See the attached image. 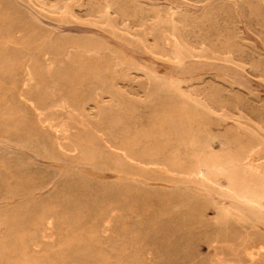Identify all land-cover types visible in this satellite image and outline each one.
Returning <instances> with one entry per match:
<instances>
[{"label":"rangeland","instance_id":"obj_1","mask_svg":"<svg viewBox=\"0 0 264 264\" xmlns=\"http://www.w3.org/2000/svg\"><path fill=\"white\" fill-rule=\"evenodd\" d=\"M0 31V264H264V0H0Z\"/></svg>","mask_w":264,"mask_h":264},{"label":"bare ground","instance_id":"obj_2","mask_svg":"<svg viewBox=\"0 0 264 264\" xmlns=\"http://www.w3.org/2000/svg\"><path fill=\"white\" fill-rule=\"evenodd\" d=\"M5 1H6V0H5ZM111 1H112V0H111ZM10 2H11V1H10ZM68 5H70V4H66L67 7H68ZM112 5H113V4H112ZM127 5L130 6V4H127ZM230 5H231V4H230ZM230 5H229V6H230ZM60 6H61V5H60ZM129 6H128V7H129ZM7 7H8V6H7ZM37 7H38V6H37ZM103 7H104V6H103ZM123 7H125V3H124V6H123ZM131 7H132V6H131ZM8 8H9V7H8ZM121 8H122V7H121ZM57 9H58V8H57ZM130 9H133V8H130ZM8 11H9V10H8ZM68 11H70V10H68ZM46 12H47V11H46ZM67 13H69V12H67ZM126 13H127V12H126ZM134 13H135V12H134ZM63 14H64V13H63ZM128 14H129V13H128ZM64 15H66V14H64ZM126 15H127V14H126ZM130 15H131V13H130ZM5 16H6V15H4V17H2V18H4V20H6V19H5ZM7 16H8V15H7ZM136 16H137V15H136ZM13 17H14V16H13ZM64 17H65V16H64ZM68 17H70V16L68 15ZM71 17H72V16H71ZM61 18H62V17H61ZM221 18H222V17H221ZM31 19H32V18H31ZM71 19H72V18H71ZM217 19H218V18H217ZM11 20H12V19H11ZM140 20H141V19H140ZM5 22H6V21H5ZM30 22H31V21H30ZM81 23H82V22H81ZM7 25H8V24H7ZM184 25H185V24H184ZM8 26H9V25H8ZM8 26H7V28H8ZM24 26H25V25H24ZM104 26H105V25H104ZM1 27H2V26H1ZM4 27H5V26H4ZM29 27H30V26H29ZM218 27H219V26H218ZM5 28H6V27H5ZM13 30H14V29H13ZM0 32H1V31H0ZM9 33H10V31H9ZM19 33H20V32H19ZM37 33H38V32H37ZM5 35H6V34H5ZM8 35H9V34H8ZM38 35H39V34H38ZM2 36H3V35H2ZM6 36H7V35H6ZM21 36H22V35H21ZM4 37H5V36H4ZM8 37H9V36H8ZM17 37H19V36H17ZM84 37H85V36H84ZM183 37H184V36H183ZM21 38H22V37H21ZM21 38H20V39H21ZM71 38H72V37H71ZM81 38H82V37H81ZM81 38H79V39L81 40ZM173 38H174V37H173ZM7 39H8V41H9V38H7ZM33 39H34V38H33ZM175 39H176V38H175ZM23 41H24V40H23ZM41 41H42V40H41ZM19 42H20V41H19ZM71 42H72V41H71ZM98 42H99V41H98ZM232 42H233V41H232ZM0 43H1V42H0ZM95 43H96V42H95ZM38 44H39V43H38ZM59 44H60V43H59ZM3 45H4V44H3ZM7 45H9V43H8ZM30 45H31V44H30ZM36 45H37V44H36ZM40 45H41V44H40ZM50 45H51V44H50ZM4 46H6V45H4ZM43 46H44V45H43ZM13 47H15V46L13 45ZM75 48H76V47H75ZM23 49H25V48H23ZM56 49H57V48H56ZM58 49H59V48H58ZM8 52H9V50H8ZM20 52H22V51H20ZM59 52H60V51H59ZM43 53H44V52H43ZM43 53H42V54H43ZM44 54H46V53H44ZM124 54H125V53H124ZM18 55H19V54H18ZM3 56H5V55H3ZM6 56H7V55H6ZM19 56H20V55H19ZM46 57H47V56H46ZM47 58H48V57H47ZM55 58H56V57H55ZM60 58H61V57H60ZM67 58H69V57H67ZM88 58H89V57H88ZM90 58H91V57H90ZM125 58H126V57H125ZM19 59H20V58H19ZM26 59H27V58H26ZM57 59H58V58H57ZM71 59H72V58H71ZM0 60H1V59H0ZM11 60H12V59H11ZM11 60H10V61H11ZM83 60H84V59H83ZM10 61L8 60V62H10ZM14 61H15V60H14ZM12 62H13V61H12ZM12 62H11V63H12ZM22 62H23V61H22ZM84 62H85V61H84ZM93 62H94V61H93ZM8 64H9V63H8ZM19 64H20V62H19ZM86 64H87V63H86ZM10 65H11V64H10ZM15 65H16V64L14 63V66H15ZM20 65H21V64H20ZM26 65H27V64H26ZM52 65H53V64H52ZM72 65H73V64H72ZM76 65H77V64H76ZM92 65H93V64H92ZM92 65H91V66H92ZM96 66H97V65H96ZM6 67H7V66H6ZM40 67H41V66H40ZM49 67H50V66H49ZM87 67H88V66H87ZM94 67H95V66H94ZM98 67H99V66H98ZM91 68H92V67H91ZM2 69H3V68H2ZM4 69H5V67H4ZM38 69H39V68H38ZM49 69L51 70V68H49ZM96 69H97V67H96ZM96 69H95V70H96ZM99 69H100V68H99ZM7 71H8V70H7ZM12 71H13V70H12ZM25 71H26V70H25ZM41 71H42V70H41ZM5 72H6V71H5ZM92 72H93V71H92ZM99 72H100V71H99ZM6 73H7V72H6ZM10 73H11V72H10ZM61 73H62V72H61ZM3 74H4V72H3ZM7 74H9V73H7ZM7 74H5V75H7ZM28 74H30V73H28ZM97 74H98V72H97ZM63 75H64V73H63ZM98 75H99V74H98ZM1 76H2V75H1ZM2 77H3V76H2ZM2 77H1V79H2ZM25 77H26V79L31 78V77L27 78V76H25ZM88 77H89V76H88ZM93 77H95V76H93ZM61 78H62V77H61ZM1 79H0V82L2 83L3 80L1 81ZM24 79H25V78H24ZM4 80H6V79H4ZM161 80H162V79H161ZM164 81H165V80H164ZM172 82H173V81H172ZM60 83H61V82H60ZM83 83H84V82H83ZM89 83H90V82H89ZM94 83H95V82H94ZM96 83H97V81H96ZM165 83H166V82H165ZM165 83H164V84H165ZM91 84H92V83H91ZM172 84H173V83H172ZM5 85H6V84H5ZM23 85H24V84H23ZM86 86H87V84L85 85V87H86ZM107 86H108V85H107ZM5 87H6V86H5ZM78 87H80V86L78 85ZM110 87H111V86H110ZM121 87H122V86H121ZM172 87H173V86H172ZM21 88H22V87H21ZM100 88H101V87H100ZM179 88H180V87H179ZM23 89H24V88H23ZM25 89H27V87H26ZM121 89H122V88H121ZM78 90H79V89H78ZM83 90H84V89H83ZM113 90H114V89H113ZM122 90L124 91L125 88L123 87ZM170 90H171V89H170ZM173 90H175V89H173ZM173 90H172V91H173ZM1 91H2V90H1ZM1 91H0V92H1ZM10 91H11V90H10ZM73 91H74V90H73ZM73 91H72V92H73ZM95 91H96V90H95ZM125 91H126V90H125ZM83 92H84V91H83ZM83 92H82V93H83ZM98 92H99V91H98ZM98 92H97V94L100 93V92H99V93H98ZM177 92H178V91H177ZM87 93H88V92H87ZM126 93L129 94V91H126ZM172 93H173V92H172ZM175 93H176V92H175ZM1 94H2V93H1ZM74 94H75V93H74ZM178 94H179V93H178ZM184 94H185V93H184ZM192 94H193V93H192ZM20 95H21V94H20ZM87 95H88V94H87ZM116 95H117V93H116ZM179 95H180V94H179ZM1 96H4V94H2ZM43 96H44V95H43ZM88 96H90V95H88ZM119 96H120V95H119ZM119 96H118V97H119ZM156 96H158V95H156ZM173 96H174V95H173ZM177 96H178V95H177ZM174 97H175V96H174ZM2 98H3V97H2ZM6 98H7V96L5 95V99H6ZM82 98H83V97H82ZM87 98H88V97H87ZM97 98L100 99L99 97H97ZM157 98H158V97H156V99H157ZM12 99H13V98H12ZM21 99H22V96H21ZM79 99H80V98H79ZM2 100H3V99H2ZM14 100H15V99H14ZM103 100H104V99H103ZM105 100H106V99H105ZM105 100H104V101H105ZM123 100H124V98H123ZM8 101H9V100H8ZM22 101H23V99H22ZM22 101H21V102H22ZM45 101H46V100H45ZM82 101H83V100H82ZM4 102H5V100H4ZM4 102H3V101H2V102L0 101V103H4ZM21 102H20V103H21ZM125 102H126V101H125ZM153 102H154V101H153ZM66 103H67V102H66ZM74 103H75V102H74ZM97 103H98V102H97ZM111 103H112V102H111ZM172 103H173V102H172ZM30 104H31V103H29V105H30ZM32 104H33V103H32ZM49 104H50V103H49ZM94 104H95V103H94ZM166 104H168V103H166ZM26 105H27V103H26ZM63 105H64V107H65V103H64ZM85 105H86V104H85ZM97 105H98V104H97ZM168 105L170 106V103H169ZM211 105H212V104H211ZM2 106H3V105H2ZM24 106H25V105H24ZM30 106H31V105H30ZM67 106H68V105H67ZM71 106H72V105H71ZM78 106H79V105H78ZM171 106H172V105H171ZM3 107H4V106H3ZM10 107H11V106H10ZM31 107H32V106H31ZM199 107H200V106H199ZM75 108H77V107L75 106ZM96 108H97V107H96ZM200 108H201V107H200ZM42 109H43V108H42ZM64 109H65V108H64ZM125 109H126V108H125ZM171 109H172V108H171ZM203 109H204V108H203ZM32 110H33V109H32ZM34 110H35V109H34ZM3 111H4V110H3ZM9 111H10V110H9ZM35 111H36V110H35ZM86 111H88V109H87ZM92 111H93V110H92ZM120 111H121V110H120ZM165 111H166V110H165ZM165 111H164V112H165ZM176 111H177V109H176ZM181 111H182V110H181ZM14 112H15V110H14ZM16 112H17V111H16ZM20 112H21V110H20ZM22 112H23V111H22ZM88 112H91V108H90V111H88ZM88 112H86V113H88ZM174 112H175V111H174ZM179 112H180V111H179ZM24 113H26V112L24 111ZM27 113H30V112H27ZM60 113H61V112H60ZM62 113H63V112H62ZM84 113H85V112H84ZM176 113H177V112H176ZM180 113H182V112H180ZM184 113H185V112H184ZM188 113H189V112H188ZM1 114H2V113H1ZM34 114H35V113H34ZM39 114H41V113L39 112ZM39 114H38V115H39ZM92 114H93V113H92ZM168 114H169V112H168ZM190 114H191V113H190ZM38 115L35 114V116H37V117H38ZM88 115H89V114H88ZM113 115H114V114H113ZM120 115H122V114H120ZM163 115H165V114H162V116H163ZM170 115H171V114H170ZM178 115H179V114H178ZM178 115H177V116H178ZM191 115H192V114H191ZM8 116H10V114H8ZM123 116H124V115H123ZM177 116H176V118H177ZM183 116H184V114H183ZM215 116H216V115H215ZM4 117H5V119H6V115H4ZM28 117H29V116H28ZM88 117H89V116H88ZM90 117H91V116H90ZM114 117H115V116H114ZM163 117H164V116H163ZM172 117H173V116H172ZM20 118H21V117H20ZM40 118H41V117H40ZM91 118H92V117H91ZM124 118H125V116H124ZM165 118H166V117H165ZM165 118H163L162 120H166ZM168 118H170V117L167 116V120H168ZM174 118H175V117H174ZM183 118H184V117H183ZM188 118H189V116H188ZM24 119H25V118H24ZM36 119H37V118H36ZM88 119H89V118H88ZM92 119H94V118H92ZM2 120H3V119H2ZM8 120H10V119H8ZM26 120L28 121L27 118H26ZM30 120H31V119H30ZM110 120H111V119H110ZM175 120H176V119H175ZM178 120H179V119H178ZM181 120H184V119H181ZM17 121H19V120H17ZM24 121H25V120H24ZM27 121H26V122H27ZM38 121H40V120L38 119ZM190 121H191V120H190ZM120 122H121V121H120ZM120 122H119V123H120ZM167 122H168V121H167ZM178 122H179V121H178ZM4 123H5V122H4ZM4 123H3V124H4ZM122 123H123V122H122ZM162 123H163V122H162ZM106 124H107V123H106ZM126 124H127V123H126ZM19 125H20V124H19ZM26 125H27V124H26ZM3 126H4V125H3ZM39 126H40V125H39ZM39 126H38V127H39ZM46 126H47V124H46ZM46 126H44V127H46ZM49 126H51V125H49ZM114 126H115V125H114ZM114 126H113V127H114ZM116 126H117V125H116ZM4 127H5V126H4ZM40 127H41V126H40ZM47 127H48V126H47ZM104 127H105V125H104ZM126 127H127V126H126ZM5 128H6V127H5ZM25 128L27 129L28 127H25ZM108 128H109V127H108ZM115 128H117V127H115ZM122 128H123V127H122ZM128 128L130 129L129 126H128ZM131 128L133 129V127H131ZM119 129H120V128H119ZM129 129H128V130H129ZM30 130H32V129L30 128ZM42 130H43V129H42ZM110 130H112V129H110ZM122 130H123V129H121L120 131H122ZM124 130H125V129H124ZM124 130H123V132H124ZM207 130H208V129H207ZM23 131H24V130H23ZM26 131H27V130H26ZM44 131L46 132V130H43V132H44ZM198 131H200V129H199ZM202 131H203V133H205L204 130H202ZM24 132H25V131H24ZM33 132H34V131H33ZM53 132H54V131H53ZM97 132H98V131H97ZM117 132H118V130H117ZM131 132H132V131H131ZM131 132L129 131V133H131ZM149 132H150V131H149ZM112 133H113V132H112ZM31 134H33V133H31ZM36 134H37V131H36ZM38 134H39V133H38ZM42 134H43V133H42ZM119 134H120V132H119ZM68 135H69V134H68ZM117 135H118V134H117ZM120 135H121V134H120ZM151 135H152V134H151ZM208 135H209V134H208ZM36 136H37V135H36ZM39 136H40V135H39ZM66 136H67V135H66ZM77 136H78V135H77ZM115 136H116V135H115ZM144 136L146 137V135H144ZM199 136H200V135H199ZM202 136H203V135H202ZM205 136H206V135H205ZM210 136H211V135H210ZM215 136H216V135H215ZM42 137H43V136H42ZM123 137H125V136H123ZM132 137H133V135H132ZM207 137H208V136H207ZM133 138H135V137H133ZM48 139H49V137H48ZM111 139H112V138H111ZM118 139H119V138H118ZM123 139H124V138H123ZM125 139H126V137H125ZM129 139H130V138H129ZM138 139H139V138H138ZM151 139H152V138H151ZM199 139H200V138H199ZM36 140H37V139H36ZM107 140H108V139H107ZM136 140H137V138H136ZM3 141H4V140H3ZM41 141H42V140H41ZM44 141H46V140H44ZM56 141H57V140H56ZM56 141H55V142H56ZM112 141H113V140H112ZM140 141H141V140H140ZM140 141H139V142H140ZM202 141H203V140H202ZM202 141H201V142H202ZM33 142H35V141H33ZM120 142H121V141H120ZM131 142H132V141H130V143H131ZM143 142H144V141H143ZM47 143H48V141H47ZM47 143H46V144H47ZM126 143H127V142H126ZM133 143H135V142H133ZM25 144L28 145V144H29V141H28V143H25ZM40 144H41V142H40ZM48 144H49V143H48ZM48 144H47V145H48ZM112 144H113V143H112ZM117 144H118V143H117ZM128 144H129V143H128ZM128 144H127V145H128ZM34 145H35V144H34ZM42 145H43V144H42ZM50 145H51V144H50ZM50 145H49V146H50ZM55 145H56V144H55ZM202 145H203V142H202ZM212 145H213V144H212ZM212 145H209V146H212ZM23 146H24V145H23ZM40 146H41V145H40ZM49 146H48V147H49ZM51 146H52V145H51ZM135 146H137V145H135ZM27 147H28V146H27ZM43 147H44V145H43ZM45 147H46V146H45ZM52 147H53V146H52ZM52 147H51V148H52ZM103 147H104V146H103ZM111 147H112V146H111ZM117 147H118V146H117ZM152 147H153V144H152ZM161 147H162V146H161ZM165 147H166V146H165ZM29 148H30V146H29ZM36 148H37V147H36ZM54 148H56V147H54ZM59 148H60V146H59ZM64 148H65V147H64ZM118 148H119V147H118ZM250 148H252V146H250ZM253 148H254V146H253ZM34 149H35V147H34ZM34 149H33V151H34ZM52 149H53V148H52ZM81 149H82V148H81ZM110 149H111V148H110ZM127 149H129V148H127ZM146 149H147V148H146ZM146 149H145V150H146ZM148 149H149V147H148ZM150 149H151V148H150ZM157 149H160V147H159V148L157 147ZM167 149H169V148H167ZM245 149H246V148H245ZM255 149H256V148H255ZM61 150H62V149H61ZM165 150H166V148H165ZM248 150H249V147H248ZM36 151H37V150H36ZM49 151H51V150H49ZM62 151H63V150H62ZM62 151H61V152H62ZM81 151H82V150H81ZM152 151H153V150H152ZM167 151H168V150H167ZM171 151H172V152L174 153V155H175V152H174L173 150H171ZM47 152H48V151H47ZM51 152H52V151H51ZM40 153H41V152H40ZM123 153H124V151H123ZM164 153H165V152H164ZM107 154H108V153H107ZM137 154H138V153H137ZM147 154H148V153H147ZM167 154H168V153H167ZM47 155H48V154H47ZM118 155H121V154L118 153ZM44 156H45V155H44ZM80 156H81V155H80ZM85 156H86V155H85ZM140 156H141V155H140ZM145 156H146V155H145ZM159 156H160V155H159ZM163 156H165V155H163ZM163 156H162V158H163ZM166 156H167V155H166ZM166 156H165V157H166ZM176 156H177V155H176ZM256 156H257V155H256ZM81 157H82V156H81ZM83 157H84V156H83ZM110 157H111V155H110ZM112 157H113V156H112ZM128 157H129V155H128ZM147 157H149V156L147 155ZM165 157H164V158H165ZM89 158H90V157H89ZM114 158H115V157H114ZM174 158H175V156H174ZM178 158H179V156H177V159H178ZM254 158H256V157H254ZM97 159H98V158H97ZM112 159H113V158H112ZM117 159H118V158H117ZM124 159H125V158H124ZM135 159H136V158H135ZM154 159H155V158H154ZM166 159H167V157H166ZM175 159H176V158H175ZM250 159H251V158H250ZM161 160H164V159H161ZM168 160H169V159H168ZM252 160H253V159H252ZM256 160H257V159H256ZM107 161H108V159H107ZM136 161H137V160H136ZM140 161H141V160H140ZM159 161H160V159H159ZM261 161H262V160H261ZM113 162H114V160H113ZM147 162H148V161H147ZM166 162H167V161H166ZM175 162H176V161H175ZM132 163H133V162H131V164H132ZM153 163H154V161H153ZM161 163H162V161H161ZM213 163H214V162H213ZM253 163H254V162H253ZM256 163H257V162H256ZM262 163H264V162H262ZM206 164H207V163H206ZM211 164H212V162H211ZM218 164H219V163H218ZM254 164H255V163H254ZM257 164H258V163H257ZM107 165H108V163H107ZM120 165H121V163H120ZM123 165H124V164H123ZM172 165H173V164H172ZM175 165H177V164H175ZM255 165H256V164H255ZM258 165H259V164H258ZM258 165H256V166H258ZM108 166H109V165H108ZM151 166H152V165H151ZM163 166H164V163H163ZM177 166H179V165H177ZM177 166H176V167H177ZM208 166H209V165H208ZM212 166H213V165H212ZM234 166H235V165H234ZM256 166H255V168H256V171H257L258 168H257ZM104 167H105V166H104ZM106 167H107V166H106ZM138 167H140V165H139ZM202 167H203V166H201V168H202ZM209 167H210V166H209ZM251 167H252V166H251ZM258 167H259V166H258ZM107 168H108V167H107ZM117 168H118V167H117ZM141 168H142V167H141ZM144 168H145V167H144ZM154 168H155V167H154ZM211 168H212V167H211ZM252 168H253V167H252ZM260 168H261V167H260ZM114 169H115V167H114ZM130 169H131V168H130ZM209 169H210V168H209ZM219 169H220V167H219ZM226 169H228V168H226ZM263 169H264V168H263ZM121 170H122V169H121ZM121 170H120V171H121ZM124 170H126V169H124ZM127 170H128V169H127ZM134 170H135V169H134ZM137 170H138V169H137ZM145 170H146V169H145ZM153 170H154V169H153ZM157 170H158V169H157ZM167 170H168V169H167ZM180 170H182V169H180ZM224 170H225V169H224ZM229 170H230V169H229ZM109 171H110V170H109ZM111 171H112V169H111ZM117 171H118V170H117ZM139 171H140V170H139ZM146 171H147V170H146ZM159 171H161V169H160ZM163 171H165V170H163ZM194 171H195V170H193V173H194ZM196 171H197V170H196ZM230 171H232V170H230ZM122 172H123V171H122ZM227 172H229V171H227ZM258 172H259V171H258ZM92 173H93V171H92ZM125 173H126V171H125ZM138 173H141V172H138ZM161 173H162V172H161ZM232 173H233V172H232ZM43 174H44V173H43ZM43 174H42V175H43ZM128 174H129V173H128ZM130 174H131V173H130ZM133 174H134V173H133ZM141 174H142V173H141ZM172 174H173V173H172ZM178 174H179V173H178ZM188 174H189V173H188ZM191 174H192V173H191ZM196 174H197V173H196ZM208 174H209V173H208ZM224 174H225V173H224ZM229 174H231V173H229ZM179 175H180V174H179ZM231 175H233V174H231ZM235 175H236V174H235ZM235 175H234V176H235ZM239 175H240V174H239ZM239 175H237V176L240 177L241 175H240V176H239ZM40 176H41V175H40ZM171 176H172V175H171ZM201 176H202V175H201ZM211 176H212V175H211ZM221 176H222V175H221ZM234 176H232V178H234ZM237 176H236V177H237ZM250 176H251V175H250ZM84 177H85V176H84ZM87 177H88V176H87ZM89 177H90V176H89ZM173 177H174V176H173ZM203 177H204V176H203ZM207 177H208V176H207ZM215 177H216V175H215ZM219 177H220V176H219ZM238 177H237V178H238ZM245 177H246V176H245ZM42 178H43V177H42ZM79 178H80V177H79ZM81 178H82V177H81ZM225 178H226V177H225ZM237 178H236V180H237ZM242 178H243V177H242ZM75 179H76V178H75ZM77 179H78V177H77ZM205 179H206V176H205ZM210 179H211V178H210ZM221 179H222V178H221ZM227 179H228V178H227ZM245 179H247V178H245ZM259 179H260V177H259ZM82 180L84 181V179H82ZM82 180H81V181H82ZM96 180H98V179H96ZM214 180H217V179H214ZM229 180H230V178H229ZM234 180H235V179H234ZM234 180H233V181H234ZM253 180H255L254 182L256 183L257 180H256V179H253ZM72 181H73V180H72ZM74 181H75V180H74ZM76 181H78V180H76ZM98 181H99V180H98ZM238 181H239V180H238ZM246 181H249V180H246ZM47 182H48V181H47ZM47 182H46V184H47ZM86 182H87V181H86ZM99 182H100V181H99ZM220 182H221V180H220ZM223 182H224V181H223ZM223 182H221V183H223ZM260 182H261V181H260ZM260 182H259V184H260ZM49 183H50V182H49ZM74 183H75V182H74ZM96 183H97V182H96ZM104 183H105V182H104ZM225 183H226V181H225ZM225 183H224V186H225ZM230 183H232V182H230ZM235 183H236V182L234 181V184H235ZM242 183H243V182H242ZM248 183H249V182H248ZM252 183H253V182H252ZM72 184H73V183H72ZM236 184H237V183H236ZM238 184H239V183H238ZM238 184H237V185H238ZM243 184H244V183H243ZM250 184H251V183H250ZM80 185H81V184H80ZM83 185H84V184H83ZM85 185L87 186V184H85ZM96 185H98V184H96ZM100 185H101V183H100ZM100 185H99V186H100ZM245 185H247V187H248L249 184H245ZM245 185H244V186H245ZM263 185H264V184H263ZM81 186H82V185H81ZM99 186H98V187H99ZM115 186H116V185H115ZM118 186H119V185H118ZM230 186H231V184H230ZM240 186H241V185H239L238 187H240ZM244 186H243L242 188H244ZM232 187H234V189H235V187H237V186L235 185V186H232ZM238 187H237V188H238ZM245 187H246V186H245ZM250 187H252V185H251ZM256 187H257V186H256ZM80 188H81V187H80ZM91 188H92V187H91ZM94 188H95V187H94ZM118 188H119V187H118ZM230 188H231V187H230ZM242 188L240 187V189H242ZM260 188H261V187H260ZM84 189H85V188H84ZM111 189H112V188H111ZM114 189H115V188H114ZM114 189H112V190L114 191ZM232 189H233V188H232ZM86 190H87V188H86ZM116 190H117V188H116ZM238 190H239V189H238ZM247 190H248V189H247ZM88 191H90V189H88ZM92 191H94V190H92ZM110 191H111V190H110ZM110 191H109V192H110ZM121 191H122V190H121ZM245 191H246V189H245ZM248 191H249V190H248ZM255 191H258V190H255ZM260 191H261V190H260ZM262 191H263V190H262ZM111 192H112V191H111ZM239 192H240V191H239ZM263 192H264V191H263ZM249 193H251V192H249ZM256 193H257V192H256ZM258 193H259V192H258ZM107 194H108V192H107ZM259 194H261V193H259ZM112 195H113V194H112ZM119 195H121V194L119 193ZM243 195H244V194H243ZM246 195H247V194H246ZM256 195H257V198H258V194H256ZM107 196H108V195H107ZM116 196H117V195H116ZM179 196H180V195H179ZM181 196L183 197V195H181ZM260 196H261V195H260ZM260 196H259V197H260ZM123 197H124V196H123ZM163 197H164V196H163ZM261 197H262V196H261ZM116 198H117V197H116ZM118 198H119V196H118ZM118 198H117V199H118ZM125 198H126V196H125ZM172 198H174V197H172ZM176 198H177V197H176ZM262 198H263V197H262ZM104 199H105V197H104ZM121 199H122V198H121ZM169 199H171V198H169ZM179 199H180V198H179ZM179 199H178V201H179ZM251 199H252V198H251ZM255 199H256V198H255ZM106 200H107V198H106ZM106 200H105V201H106ZM122 200H123V199H122ZM183 200H184V198H183ZM183 200H182V201H183ZM252 200H253V199H252ZM258 200H259V199H258ZM105 201H104V202H105ZM115 201H116V200H115ZM164 201H165V200H164ZM170 201H171V200H170ZM238 201H239V200H238ZM256 201H257V200H255V203H256ZM260 201H261V198H260ZM262 201H263V200H262ZM102 202H103V200H102ZM109 202H112V200L109 201ZM122 202H123V201H122ZM166 203H167V202H166ZM173 203H174V202H173ZM173 203L171 202V204H173ZM175 203H176V202H175ZM259 203H260V202H259ZM261 203H262V202H261ZM261 203H260V204H261ZM101 204H102V203H101ZM106 204H107V201H106ZM111 204H112V203H111ZM113 204H115V203L113 202ZM117 204H118V203H117ZM119 204H121V202H120ZM119 204H118L116 207H118ZM108 205H109V203H108ZM263 205H264V204H263ZM263 205H262V206H263ZM103 206H104V204H103ZM109 206H110V205H109ZM109 206H108V207H109ZM114 206H115V205H114ZM201 206H202V205H201ZM259 206H260V205H259ZM259 206H258V207H259ZM49 207L52 208L51 206H48V208H49ZM100 207H101V206H100ZM100 207H99V208H100ZM105 207H107V206H105ZM204 207H207V206L204 205ZM204 207H203V208H204ZM111 208H113V207H111ZM111 208L109 207V209H111ZM198 208H199V207H198ZM196 209H197V208H196ZM205 209H206V208H205ZM208 209H209V208H208ZM42 210H44V208H43ZM50 210H51V209H50ZM103 210H104V209H103ZM107 210H108V209H107ZM111 210H112V209H111ZM202 210H204V209H202ZM206 210H207V209H206ZM54 211H57L56 207H55V210H53V212H54ZM112 211H113V210H112ZM112 211H111V212H112ZM197 211H198V210H197ZM197 211H196V212H197ZM50 212H51V211H50ZM101 212H102V211H101ZM106 212H107V211H104V213H106ZM115 212H117V211H114V214H115ZM201 212H202V211H201ZM209 212H210V211H209ZM213 212H215V211H213ZM42 213H43V212H42ZM205 213H206V211L204 212V214H205ZM38 214L40 215V213H38ZM47 214H49V213H46V215H47ZM107 214H111V213L108 212ZM114 214H113V215H114ZM116 214H117V213H116ZM207 214H208V213H207ZM46 215H45V216H46ZM50 215H52V214H50ZM103 215H104V214H103ZM199 215H200V214H198V216H199ZM212 215H214V214L212 213ZM219 215H220V214H219ZM219 215H218V217H220ZM104 216H105V215H104ZM107 216H108V215H107ZM200 216H201V215H200ZM204 216H205V215H204ZM215 216H217V215H215ZM38 217H39V216H38ZM96 217H97V215H96ZM96 217H95V218H96ZM98 217H99V216H98ZM201 217H202V216H201ZM201 217H200V218H201ZM206 217H207V216H206ZM210 217H211V216H210ZM47 218H48V217H47ZM52 218H53V217H52ZM103 218H105V217H103ZM106 218H107V217H106ZM204 218H205V217H204ZM42 220L44 221V219H42ZM46 220H47V219H46ZM46 220H45V221H46ZM53 220H54V219H53ZM160 221H161V220H160ZM40 222H41V221H40ZM97 222H98V220H97ZM105 222H106V221H105ZM41 223H42V222H41ZM87 223H88V222H87ZM93 223H94V221H92V225H93ZM95 223H96V221H95ZM100 223H101V222H100ZM100 223H99V224H100ZM36 224H37V223H36ZM42 224H43V223H42ZM52 224H53V221H52V219L49 217V219H48V221H47V225H48V227H49V228L53 227ZM39 225H40V224H39ZM107 225H108V223H107ZM111 225H112V224H110V226H111ZM97 226H98V225H97ZM97 226H96V228H97ZM105 226H106V224H105ZM105 226H104V227H105ZM108 226H109V225H108ZM92 227H93V226H92ZM112 227H113V225H112ZM82 228H83V227H82ZM96 228H95V229H96ZM108 228H109V227H108ZM52 229H53V228H52ZM79 229H80V228H79ZM100 229H101V228H100ZM102 229H103V227H102ZM45 230H47V229H45ZM80 230H81V229H80ZM104 230H105V229H104ZM108 230H109V229H108ZM108 230H107V231H108ZM98 231H99V230H98ZM47 232L49 233V231H47ZM82 232H84V231L82 230ZM94 232H95V231H94ZM96 232H97V230H96ZM96 232H95V233H96ZM102 232H103V230H102ZM104 232H106V231H104ZM35 233H36V232H35ZM48 233H47V234H48ZM50 233H51V230H50ZM99 233H100V231H99ZM109 233H110V232H109ZM136 233H139V232H136ZM45 234H46V233H45ZM51 234H52V233H51ZM89 234H90V233H89ZM92 234H93V233H92ZM92 234H91V235H92ZM113 234H114V233H113ZM79 235H80V234H79ZM94 235H95V234H94ZM42 236H43V235H42ZM81 236H82V235H81ZM83 236H85V234H84ZM98 236H99V234H98ZM136 236H137V235H136ZM249 236H250V235H249ZM95 237H97V236H95ZM139 237H141V236H139ZM250 237H251V236H250ZM252 237H253V236H252ZM71 238H72V237H71ZM98 238H99V237H98ZM102 238L104 239V235H103ZM131 238H132V237H131ZM131 238H130V239H131ZM256 238H257V237H256ZM37 239H38V238H36V240H37ZM105 239H106V238H105ZM116 239H117V238H116ZM139 239H140V238H139ZM257 239H258V238H257ZM30 240L32 241L33 239H30ZM92 240H93V239H92ZM117 240H118V239H117ZM135 240H136V239H135ZM247 240H248V239H247ZM247 240H246V241H247ZM37 241H38V240H37ZM80 241H81V239H80ZM87 241H88V240H87ZM109 241H110V240H109ZM115 241H116V240H115ZM124 241H125V240H124ZM124 241H122V244H123ZM128 241H129V239H128ZM128 241H127V242H128ZM136 241H137V240H136ZM244 241H245V240H244ZM254 241H255V239H254ZM254 241H252L253 243L250 241V244L252 243L251 245L248 243L249 255L252 256L254 260L256 259L255 257H257L258 255H259V256H258L259 258H257L258 260L264 258V243H261L260 239L258 240V241H260V243H257V240H256V243H255ZM25 242H27V241H25ZM38 242H40V241H38ZM104 242H105V241H104ZM129 242H131V240H130ZM134 242H135V241H134ZM137 242H138V241H137ZM22 243H23V241H22ZM28 243H30V242L28 241ZM28 243H27V244H28ZM34 243H35V242H33V244H34ZM80 243H82V242H80ZM80 243H79V244H80ZM101 243H102V242H101ZM111 243H114V241L111 242ZM119 243H120V242H119ZM119 243H118V244H119ZM131 243H132V242H131ZM0 244H1V243H0ZM19 244H20V243H19ZM35 244H38V243H35ZM106 244H107V243H106ZM134 244H135V243H134ZM136 244H137V243H136ZM2 245H3V244H2ZM7 245H9V244H7ZM20 245H21V244H20ZM28 245H29V244H28ZM30 245H31V244H30ZM103 245H105V244H103ZM115 245H116V244H114V246H115ZM127 245H128V244H127ZM127 245H125V243H124L123 247H124V246L127 247ZM132 245H133V243H132ZM5 246H6V245H5ZM23 246H24V245H23ZM110 246H111V245H110ZM117 246H118V245H117ZM120 246H121V244H120ZM120 246H118V248H119ZM133 246H134V245H133ZM244 246H245V245H244ZM84 247H85V246H84ZM89 247H90V246H89ZM92 247H93V246H92ZM98 247H100V245H99ZM98 247H96V248H98ZM112 247H113V246H112ZM123 247H122V248H123ZM125 247H124V248H125ZM128 247H129V246H128ZM12 248H13V247H12ZM22 248H23V247H21V249H22ZM86 248H87V247H86ZM96 248H95V249H96ZM109 248H111V247H109ZM122 248L120 247V249H122ZM131 248H132V247H130V249H131ZM84 249H85V248H84ZM98 249H99V248H98ZM107 249H108V247H107ZM135 249H136V248H135ZM24 250H26V249H24ZM29 250H30V249H29ZM104 250H105V249H104ZM104 250L102 249V251H104ZM112 250H113V249H112ZM114 250H115V248H114ZM138 250H139V249H138ZM26 251H27V250H26ZM118 251H119V249H118ZM118 251L115 250V252H118ZM12 252H13V251H11V253H12ZM41 252H42V251H41ZM96 252H97V251H96ZM105 252H106V250H105ZM111 252H112V251H111ZM124 252H125V251H124ZM130 252H131V251H130ZM132 252H133V251H132ZM132 252H131V253H132ZM135 252H137V251H135ZM11 253H10V254H11ZM84 253H85V252H84ZM94 253H95V252H93V255H94ZM106 253H107V252H106ZM113 253H114V252H113ZM120 253H121V252H120ZM227 253H228V252H227ZM29 254H30V253H29ZM95 254H96V253H95ZM107 254H108V253H107ZM139 254H140V253H139ZM142 254H143V253H142ZM6 255H8V254H6ZM18 255H19V254H18ZM81 255H82V254H81ZM104 255H105V254H104ZM117 255H118V254H117ZM127 255H128V254H127ZM130 255H131V254H130ZM135 255H136V254H135ZM137 255H138V254H137ZM137 255H136V256H137ZM140 255H141V254H140ZM22 256H23V255H22ZM90 256H91V255H90ZM136 256L133 257L132 259H135V258L138 257V256H137V257H136ZM0 257H1V256H0ZM10 257H12V255H10ZM24 257H25V255H24ZM97 257H98V255H97ZM102 257H103V256H102ZM106 257H109V258H110L109 254H108V256H106ZM119 257H122L121 254H120ZM124 257H125V256H124ZM144 257H146V256H144ZM252 257H251V258H252ZM13 258H15V257H12L11 259H13ZM19 258L22 259L21 257H19ZM26 258H27V257H26ZM34 258H35V254H34ZM39 258H40V257H39ZM93 258H94V257H93ZM104 258H105V257H104ZM109 258H108V259H109ZM130 258H131V257H130ZM1 259H2V258H1ZM16 259H17V258H15V260H16ZM32 259H33V258H32ZM32 259H31V260H32ZM91 259H92V257H91ZM94 259H95V258H94ZM110 259L112 260L113 258H110ZM115 259H116V258H115ZM115 259H114V260H115ZM120 259H121V258H120ZM132 259H131V260H132ZM137 259H141L140 256H139V258H137ZM137 259H136V260H137ZM257 259H256V260H257ZM17 260H18V259H17ZM114 260H112V261H114ZM116 260H117V259H116ZM129 260H130V259H129ZM136 260H134V261H136ZM142 260H143V259H142ZM245 260H246V259H245ZM250 260H251V259H250ZM4 261H5V259H4ZM19 261H20V260H19ZM34 261H35V259H34ZM81 261H83V260H81ZM85 261H86V260H85ZM98 261H99V260H98ZM125 261H126V260H125V258H124V262H125ZM134 261H133V262H134ZM143 261H146V260H143ZM10 262H11V261H10ZM23 262H24V261H23ZM26 262H27V260H26ZM32 262H33V261H32ZM75 262H76V261H75ZM86 262H87V261H86ZM88 262H89V261H88ZM90 262H91V261H90ZM93 262H94V263H92V264H95L96 261L93 260ZM118 262H119V260H118ZM127 262H128V260H127ZM146 262H147V261H146ZM146 262H143V263H146ZM13 263H14V262H13ZM125 263H126V262H125ZM128 263H130V261H129ZM131 263H132V261H131ZM136 263H137V261H136ZM138 263H140L139 260H138ZM138 263H137V264H138ZM248 263H249V261H248ZM3 264H6V263L3 262ZM17 264H18V263H17ZM22 264H24V263H22ZM47 264H48V262H47ZM77 264H78V263H77ZM80 264H81V263H80ZM88 264H89V263H88ZM100 264H101V262H100ZM112 264H113V263H112ZM122 264H123V263H122ZM133 264H135V262H134ZM146 264H147V263H146ZM148 264H149V263H148Z\"/></svg>","mask_w":264,"mask_h":264}]
</instances>
